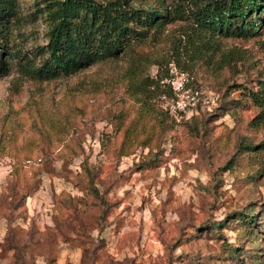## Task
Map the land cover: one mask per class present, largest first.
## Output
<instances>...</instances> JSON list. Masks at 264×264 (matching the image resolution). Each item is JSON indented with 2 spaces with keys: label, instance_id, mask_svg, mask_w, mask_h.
<instances>
[{
  "label": "rangeland",
  "instance_id": "374dc122",
  "mask_svg": "<svg viewBox=\"0 0 264 264\" xmlns=\"http://www.w3.org/2000/svg\"><path fill=\"white\" fill-rule=\"evenodd\" d=\"M44 2L16 0L0 25V264H264V122L248 94L264 83V13L252 35L210 37L185 12L36 78L23 63L44 58ZM170 59L216 104L156 118L145 77Z\"/></svg>",
  "mask_w": 264,
  "mask_h": 264
},
{
  "label": "trees",
  "instance_id": "16d2710c",
  "mask_svg": "<svg viewBox=\"0 0 264 264\" xmlns=\"http://www.w3.org/2000/svg\"><path fill=\"white\" fill-rule=\"evenodd\" d=\"M15 1L0 0V25L3 20L7 21L6 17L14 16ZM182 2L177 0L170 6L162 2L140 6L132 0H45L40 8L46 23V42L40 53L45 55L37 64L23 63L24 69L36 78L71 73L116 56L146 37L150 29L158 32L166 23L184 16L185 12L191 13L197 34L246 37L256 32L264 13V0H190L184 5ZM169 61L196 76L177 60L160 64ZM2 64L0 60V66ZM157 73L161 75L162 71L157 70ZM145 83V101L154 109L156 118H183H175L158 106L154 99L157 85L153 78L146 76ZM151 83H155V88L149 87ZM248 94L259 106L253 120L255 123L264 122V83L256 91L249 90ZM245 146L248 149L253 147L251 144ZM10 166V171L16 167L14 162ZM250 211L242 214L247 220L254 218Z\"/></svg>",
  "mask_w": 264,
  "mask_h": 264
},
{
  "label": "built area",
  "instance_id": "2783aa9c",
  "mask_svg": "<svg viewBox=\"0 0 264 264\" xmlns=\"http://www.w3.org/2000/svg\"><path fill=\"white\" fill-rule=\"evenodd\" d=\"M157 70L162 71L161 75ZM149 77L153 78L157 85L154 99L158 106L175 118L209 110L216 104L218 94L207 81L198 79L172 61L167 62L164 68H155L150 72ZM155 83L149 84V87L155 88ZM39 159V157L27 158L24 162L34 164ZM2 164L3 159L0 158V166Z\"/></svg>",
  "mask_w": 264,
  "mask_h": 264
}]
</instances>
